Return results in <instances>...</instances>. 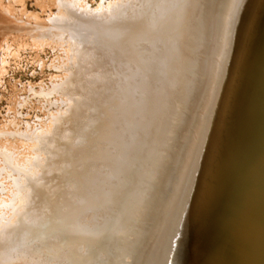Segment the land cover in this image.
I'll return each mask as SVG.
<instances>
[{"label": "rangeland", "instance_id": "374dc122", "mask_svg": "<svg viewBox=\"0 0 264 264\" xmlns=\"http://www.w3.org/2000/svg\"><path fill=\"white\" fill-rule=\"evenodd\" d=\"M136 1L0 0V251L11 249V243L18 244L24 232L18 231V226L33 223L40 217L44 220L41 226H57L48 234L60 235L46 241L45 233L42 234L40 246L32 253H22L24 245L19 244L21 248L15 245L19 252L12 254V259L0 260V264H64L73 241L80 255L101 250L107 244L110 251L119 254V264H163L164 260V264L174 263L173 239L181 230L180 217L190 194L222 75L237 0H193L192 4L186 0L182 7L190 6V19L178 30L164 34L167 45L171 43L179 57L170 61L171 55L164 54L150 68L165 80L155 78L152 73L144 74L143 79L153 82L161 91L166 115L170 108L177 109L176 126L180 125V114L186 105L185 111L190 112L184 111V121L166 149V157L160 158L162 162H157L150 175L145 171L137 191L133 192V163L129 162L126 172L119 176L111 177L107 172V176H102L108 170L102 159L104 152L112 149L109 139L106 140L110 127L106 121L111 118L108 115L117 112L116 128L124 127L115 103L117 94L115 102L106 96L117 78L111 68V55L121 56L115 54L117 30L112 27L117 28L128 12H135L136 6L149 2ZM254 6L255 0H249L245 10L249 13L245 17L250 19ZM141 7L138 14L143 10ZM207 22L213 30L209 33L212 37L206 32ZM157 26L152 30L157 31ZM185 29L190 35L198 33L200 37L207 33L209 37L203 39L204 55L198 48L192 51L190 42L182 44ZM261 48L245 102L249 98L264 102V40ZM144 49L140 46L137 52L140 58L149 54ZM164 50L165 46L161 47L160 51ZM188 60L193 66L192 82L201 61L205 77L199 84L203 88L199 87L196 102L195 97H190L188 104L186 98L176 107V87L167 86L166 82H170L171 66ZM96 123L100 128L95 132ZM229 153L233 155L232 151ZM257 159L262 161L259 156ZM247 167L244 166V179L240 183L236 179L232 182L228 176L223 181L220 176L219 188L211 195L217 198L211 201L206 232L213 247L209 264H219L221 256L230 257L224 259L225 264L244 261L264 264V214H261L263 209L258 211L264 199V177L255 173L252 188ZM106 190L112 198L101 202L100 191ZM223 213L227 215V226L220 230L217 226ZM66 227L72 229L67 233ZM92 234L96 238L89 243ZM228 242L234 243L237 251L234 256L229 255ZM164 252L168 253L167 257ZM102 254L103 251L98 256L105 258ZM194 259L189 264H194L197 258Z\"/></svg>", "mask_w": 264, "mask_h": 264}, {"label": "bare ground", "instance_id": "6f19581e", "mask_svg": "<svg viewBox=\"0 0 264 264\" xmlns=\"http://www.w3.org/2000/svg\"><path fill=\"white\" fill-rule=\"evenodd\" d=\"M144 2L145 1H143V3ZM186 2V0H149L148 4H146V2L144 3L145 5H141L142 7L140 4L136 7L133 6L135 7L136 13L132 12L129 14L128 12V14H126L127 16L125 15V17L122 18L117 28L112 27V29L117 30V49L115 54L119 55L120 53L121 56L115 57L114 53L111 55V59L113 60L111 68L115 72L117 78L112 82L111 90L106 96L109 101L115 102L114 97L115 94H117V101L115 103L117 105L118 116L123 118L122 122L124 127L120 126L116 128L115 118L117 117V112L108 115V117L111 118L109 121H106V123L110 125L106 132V140L109 139L108 142H110L112 149H110V151L108 150V152H104L102 160H104V165L108 170L104 171L102 176L108 175L112 177L117 174L119 176L121 172H126L125 169H128L127 164L132 162L134 169H131V167L130 169L134 170V172L130 174L133 175L131 179L133 180V192L137 191L136 186L140 184V180H142L145 171L150 175L156 166H158L157 162L159 160L160 163L162 162L160 158L166 157L165 155L168 152H166V149L168 150L170 148L178 128L184 121V114L189 110L187 109L185 111L187 105L183 108V112L180 114V125L176 126L179 119L177 109L174 107L170 108V113L166 115L167 110L165 109V103L163 99H160L162 96L161 91L153 82L143 79L145 76L144 74H148L149 76L150 73H152L155 78L165 80L159 74H156L157 71H152L150 68H152L155 63L157 64L164 54L171 55L170 61L177 60V57H179V52L172 48L171 43L167 45L168 41L165 40L164 34L178 30L190 19V6L186 8L182 7ZM248 2L249 0H237V9H235L236 13L232 20L227 55L225 62L223 61V71L220 72L222 75L219 79L217 91H215L216 95L212 103L211 113L210 115L208 114L209 117L205 129L204 140L197 158V166L194 171L190 194L180 217L181 230L179 233L175 234L173 239V247L175 249L172 255L173 264H189L194 257L197 258L194 264H209L208 257L211 256L213 247L207 238L206 232L208 230L207 224L209 215H211L213 206L211 201L215 199V197L217 198L215 194L214 196L211 195L213 191L219 188L220 176L223 177V181H226L228 176L232 182L236 179L237 183H240L242 179H244L242 175L244 166H248L249 169L247 172L250 171L249 183L251 185L253 184L252 181L255 178V173L264 177V102H261L262 99L257 100V98L252 101H250L249 98L250 102L244 101V96L250 84L249 81L255 63L261 58V45L264 40V0H255L254 7L256 8L251 9L250 19L245 17V14L249 13L245 12ZM180 3H182L181 7L176 8ZM192 3L193 0H191L189 4ZM138 7L143 9L139 14ZM206 14V12L203 13V15ZM127 17L128 20H126ZM212 24L215 26L214 23ZM156 25H158V30H155V32L152 28ZM206 26V32L208 31L209 34L212 30L209 29L210 22H207ZM153 31L155 34H153ZM188 31V29H185L183 32L182 44L190 42L189 46H193V48H191L192 51L198 48L197 51L203 54L206 50L205 41L203 39L211 35L209 34V36H207V33H203L204 35L202 34L200 37V34L195 33L190 35ZM190 39L191 41H189ZM140 46H143L149 52V56L146 54V57L140 58L137 55ZM164 46L165 50L161 52V47L164 48ZM210 49H213V46ZM207 54H209V52ZM198 64V73L193 82V78H191L193 66L190 60L181 64L175 62L171 66L170 82L167 81L166 84L167 86L173 84L176 87L174 88L176 94L175 98L177 99L176 107H180L181 104L186 101V98V104L189 103L190 97H195L194 100L197 99L196 97H198L200 93L199 87L202 86H200L199 82L203 76L205 77V74L203 75L202 73L201 61ZM190 83L192 85H190ZM201 88H203V86ZM232 93H234L233 96ZM110 95L111 99L109 98ZM231 96V105L228 109V101ZM246 104V114L245 117H243L242 111ZM194 106L193 104V108ZM99 128L100 126L96 123L94 130H92L96 132ZM118 140L119 142L116 143ZM99 143H101V141ZM229 151H232L233 155L230 156ZM257 156H259L262 161H259ZM106 172L107 175L105 174ZM126 181L123 182L125 183ZM125 184L127 185V183ZM125 187H123L124 191L127 190ZM37 188L41 191L38 185ZM108 192L107 190L100 191L101 202L108 201L112 198ZM262 193H264V190H262ZM46 203L48 204L49 202ZM259 208L260 210L258 209V211L262 212L263 209V213H260L264 214V199H262ZM42 221L44 220L40 217L33 223H26L25 226H18V231H24L18 238V244L11 243L9 245L10 247L13 246L11 249L0 251V260L12 259L11 255L19 252L16 251L15 245H17V247H20L19 244L24 245L23 249L20 247L22 253H32L35 251L34 248L37 247L42 236L45 235L44 238L46 241L60 236L58 232L48 234V231L57 226H41ZM219 225L220 226H217V228L220 230L223 229L224 226H227L226 213L221 215ZM71 229V227H66L65 231L68 233ZM90 236L91 240L88 241L89 243L93 242L96 238L94 234ZM4 239H6V237H4ZM106 245L101 247V250H91L88 255H80L73 241L69 246L71 254L69 252L67 253L68 258L64 264H119L117 262L119 254L110 251L111 248H108ZM227 248L229 249L230 256H234L237 253L233 242H228ZM101 251H103L102 255L105 256V258L98 256ZM163 254H165V252ZM167 254H165V256ZM224 259L230 260V257L221 256L219 264H225ZM172 260H170V262ZM27 261H29V259ZM242 264H248V262L244 261Z\"/></svg>", "mask_w": 264, "mask_h": 264}]
</instances>
